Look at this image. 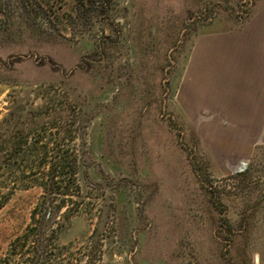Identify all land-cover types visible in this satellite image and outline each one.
Returning a JSON list of instances; mask_svg holds the SVG:
<instances>
[{"label":"rangeland","instance_id":"1","mask_svg":"<svg viewBox=\"0 0 264 264\" xmlns=\"http://www.w3.org/2000/svg\"><path fill=\"white\" fill-rule=\"evenodd\" d=\"M3 3L0 264H264V146L222 173L176 102L264 0Z\"/></svg>","mask_w":264,"mask_h":264},{"label":"crops","instance_id":"2","mask_svg":"<svg viewBox=\"0 0 264 264\" xmlns=\"http://www.w3.org/2000/svg\"><path fill=\"white\" fill-rule=\"evenodd\" d=\"M176 102L222 173L264 146V4L241 26L196 36Z\"/></svg>","mask_w":264,"mask_h":264},{"label":"trees","instance_id":"3","mask_svg":"<svg viewBox=\"0 0 264 264\" xmlns=\"http://www.w3.org/2000/svg\"><path fill=\"white\" fill-rule=\"evenodd\" d=\"M3 1H4V0H0V13H5V8H4V3H3ZM87 1H88V2H91V3L94 4V0H87ZM102 5H103V4H102ZM53 177H54V176H53ZM53 177H52V179H51L52 182L54 181ZM47 210H49L48 207H45V208H44V213L42 214V217H43V219H44L42 222H46V218H47L48 216H51V213H49Z\"/></svg>","mask_w":264,"mask_h":264}]
</instances>
